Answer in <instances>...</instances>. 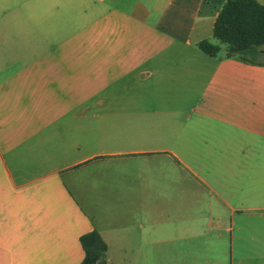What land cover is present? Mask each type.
Here are the masks:
<instances>
[{
  "label": "crops",
  "instance_id": "obj_1",
  "mask_svg": "<svg viewBox=\"0 0 264 264\" xmlns=\"http://www.w3.org/2000/svg\"><path fill=\"white\" fill-rule=\"evenodd\" d=\"M264 5V0H256ZM225 0H0V264H264V65L203 54Z\"/></svg>",
  "mask_w": 264,
  "mask_h": 264
},
{
  "label": "trees",
  "instance_id": "obj_2",
  "mask_svg": "<svg viewBox=\"0 0 264 264\" xmlns=\"http://www.w3.org/2000/svg\"><path fill=\"white\" fill-rule=\"evenodd\" d=\"M218 44L208 40L197 43V48L209 57L238 58L252 65H264V5L256 0H225L212 30ZM84 253L80 264H106V244L93 230L79 238Z\"/></svg>",
  "mask_w": 264,
  "mask_h": 264
},
{
  "label": "rangeland",
  "instance_id": "obj_3",
  "mask_svg": "<svg viewBox=\"0 0 264 264\" xmlns=\"http://www.w3.org/2000/svg\"><path fill=\"white\" fill-rule=\"evenodd\" d=\"M210 43L212 44H218V42L214 39V38H211L210 40H208ZM223 50L221 51L222 53H224V47L222 46ZM220 52V54H221ZM261 61H264V55L262 56L261 58ZM264 219V218H263Z\"/></svg>",
  "mask_w": 264,
  "mask_h": 264
}]
</instances>
